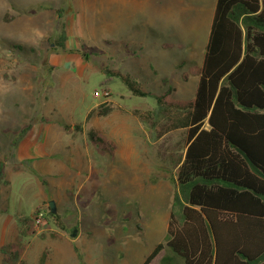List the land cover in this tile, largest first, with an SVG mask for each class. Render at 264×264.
<instances>
[{
    "label": "rangeland",
    "instance_id": "1",
    "mask_svg": "<svg viewBox=\"0 0 264 264\" xmlns=\"http://www.w3.org/2000/svg\"><path fill=\"white\" fill-rule=\"evenodd\" d=\"M215 3L0 0V264L14 243L25 264H142L164 243L184 131L155 139L131 111L158 110L168 89L194 98ZM49 202L62 228L46 216L24 235L18 220Z\"/></svg>",
    "mask_w": 264,
    "mask_h": 264
},
{
    "label": "trees",
    "instance_id": "2",
    "mask_svg": "<svg viewBox=\"0 0 264 264\" xmlns=\"http://www.w3.org/2000/svg\"><path fill=\"white\" fill-rule=\"evenodd\" d=\"M198 74L193 99L172 100L168 89L158 97V110L131 111L155 139L184 131L166 237L142 264L162 252L167 254L158 264H264V0H216ZM109 76L134 96H149L129 75L111 71ZM100 108L102 116L110 112L105 103ZM88 137L113 151L99 133L91 130ZM3 180L0 161V186ZM46 216L62 228L58 214L38 207L32 219L18 220L23 234H35ZM22 253L11 244L8 260L25 264Z\"/></svg>",
    "mask_w": 264,
    "mask_h": 264
},
{
    "label": "water",
    "instance_id": "3",
    "mask_svg": "<svg viewBox=\"0 0 264 264\" xmlns=\"http://www.w3.org/2000/svg\"><path fill=\"white\" fill-rule=\"evenodd\" d=\"M49 208H50V211L53 215L56 214V210H55L53 202H49ZM74 236H75V232L72 233V237H74Z\"/></svg>",
    "mask_w": 264,
    "mask_h": 264
},
{
    "label": "built area",
    "instance_id": "4",
    "mask_svg": "<svg viewBox=\"0 0 264 264\" xmlns=\"http://www.w3.org/2000/svg\"><path fill=\"white\" fill-rule=\"evenodd\" d=\"M42 214L38 217V219L36 220V223L40 222V218H41Z\"/></svg>",
    "mask_w": 264,
    "mask_h": 264
},
{
    "label": "crops",
    "instance_id": "5",
    "mask_svg": "<svg viewBox=\"0 0 264 264\" xmlns=\"http://www.w3.org/2000/svg\"><path fill=\"white\" fill-rule=\"evenodd\" d=\"M150 264H158V262H156V261H153V262H151Z\"/></svg>",
    "mask_w": 264,
    "mask_h": 264
}]
</instances>
